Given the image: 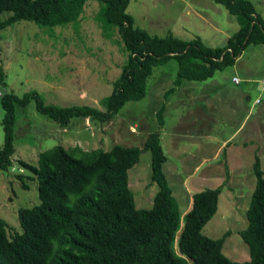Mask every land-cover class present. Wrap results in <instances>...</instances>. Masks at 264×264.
I'll return each mask as SVG.
<instances>
[{
  "label": "rangeland",
  "instance_id": "374dc122",
  "mask_svg": "<svg viewBox=\"0 0 264 264\" xmlns=\"http://www.w3.org/2000/svg\"><path fill=\"white\" fill-rule=\"evenodd\" d=\"M250 1L264 20V0ZM101 11L98 1L89 0L78 29L21 21L0 31V66L7 73V84H0V149L6 143L3 97L9 93L23 97L36 92L46 103L104 109L102 100L112 93L128 55L118 30L104 22ZM127 13L135 27L152 36L199 38L211 48L224 47L240 30L237 18L213 0H131ZM13 15L8 11L0 19ZM177 72L175 59L156 65L146 96L128 101L104 123L76 118L71 126L62 127L42 114L35 101L16 103L14 167L0 171V213L11 226V234L21 230L19 208L40 202L36 177L22 160L35 165L40 152L59 145L87 151H110L116 145L142 148L149 134L158 132L168 158L163 171L179 203L182 225L195 194L223 187L219 211L204 233L212 239L229 233L223 253L235 262L250 261V247L241 232L249 224L256 156L264 172V45L248 46L234 65L213 78L185 81L165 96ZM236 78L239 83L234 82ZM161 105H165L163 127L156 117ZM205 158L210 161L197 166ZM196 167L201 171L194 174ZM129 187L137 208L152 206L159 187L151 183L150 151H144L129 171Z\"/></svg>",
  "mask_w": 264,
  "mask_h": 264
},
{
  "label": "trees",
  "instance_id": "16d2710c",
  "mask_svg": "<svg viewBox=\"0 0 264 264\" xmlns=\"http://www.w3.org/2000/svg\"><path fill=\"white\" fill-rule=\"evenodd\" d=\"M89 0H0V31L21 21L41 27L79 28ZM102 19L112 24L123 39L128 58L112 93L102 100L104 109L89 104L46 103L36 92L23 97L9 93L6 108V143L0 149V171L14 167L16 103L36 102L40 112L62 127L73 120L109 122L130 100L146 96L147 83L156 65L178 61L173 93L185 81L203 82L232 66L250 45H264V20L250 0H213L237 18L240 30L224 47L211 48L199 38L185 41L152 36L135 27L127 13L131 0H96ZM0 66V84H7ZM165 105L156 112L164 125ZM151 152V183L159 187L150 208H137L129 187V171ZM160 134L153 132L142 148L116 145L110 151L84 150L81 146H56L39 153L35 165L21 161L36 177L40 202L19 208L21 230L0 213V264H264V172L256 156V187L248 208V227L241 232L250 247V261L235 262L223 248L226 233L212 239L204 233L219 211L223 187L208 188L193 196L182 225V213L168 177ZM178 233L180 234L177 238Z\"/></svg>",
  "mask_w": 264,
  "mask_h": 264
},
{
  "label": "crops",
  "instance_id": "0c3cea01",
  "mask_svg": "<svg viewBox=\"0 0 264 264\" xmlns=\"http://www.w3.org/2000/svg\"><path fill=\"white\" fill-rule=\"evenodd\" d=\"M236 80H237V78L236 79H234V82H236ZM239 80V79H238ZM240 82V81H239ZM239 82H236V83H239ZM183 86V85H182ZM192 88H194V90H195V87L193 86ZM188 91H189V89H188ZM190 92V91H189ZM192 95H191V98H194V92L193 91H191L190 92ZM257 101V100H256ZM164 126V125H163ZM162 126V127H163ZM160 141H161V139H160ZM227 142V141H226ZM226 142L225 143H223L222 144V146H224L225 144H226ZM222 149V148H221ZM221 150L219 149L218 150V152L216 153V155H215V159H218V157H219V154L221 153L220 152ZM208 161H210V159H207V158H205L204 160H203V162L202 163H200V164H198L197 166H203L204 165V163L205 162H208ZM201 167H196V170H195V173L194 174H196V172H199V171H201V169H200ZM183 182H185L186 183V180L185 181H183ZM187 183H188V181H187ZM185 186H186V184H185ZM191 203H192V200H191ZM189 211V209H187V212Z\"/></svg>",
  "mask_w": 264,
  "mask_h": 264
},
{
  "label": "built area",
  "instance_id": "2783aa9c",
  "mask_svg": "<svg viewBox=\"0 0 264 264\" xmlns=\"http://www.w3.org/2000/svg\"><path fill=\"white\" fill-rule=\"evenodd\" d=\"M236 82H239V80L237 79ZM261 82H262V85H263V87H264V77H263V79L261 80ZM257 102H259V99H257Z\"/></svg>",
  "mask_w": 264,
  "mask_h": 264
}]
</instances>
